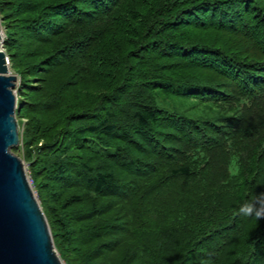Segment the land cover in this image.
I'll return each mask as SVG.
<instances>
[{"label": "trees", "instance_id": "trees-1", "mask_svg": "<svg viewBox=\"0 0 264 264\" xmlns=\"http://www.w3.org/2000/svg\"><path fill=\"white\" fill-rule=\"evenodd\" d=\"M0 17L65 264H264V0H0Z\"/></svg>", "mask_w": 264, "mask_h": 264}, {"label": "water", "instance_id": "water-1", "mask_svg": "<svg viewBox=\"0 0 264 264\" xmlns=\"http://www.w3.org/2000/svg\"><path fill=\"white\" fill-rule=\"evenodd\" d=\"M5 57L0 50V264H61L23 164L10 151L18 143L19 107Z\"/></svg>", "mask_w": 264, "mask_h": 264}, {"label": "rangeland", "instance_id": "rangeland-1", "mask_svg": "<svg viewBox=\"0 0 264 264\" xmlns=\"http://www.w3.org/2000/svg\"><path fill=\"white\" fill-rule=\"evenodd\" d=\"M1 17H0V31H1V40H0V50H2L5 54V50H4V47H3V43H4V27L2 26L1 24ZM6 56V54H5ZM6 58V61H7V69H8V72L10 74H13L15 76V80L13 81V93L15 95V98L17 99V97L19 96V91H18V87L20 86V78L18 76L17 73H15L13 71V69L10 67V62L8 61V58L7 56L5 57ZM15 116V122H16V130H17V135H18V143L15 147H12L10 148V151L15 154L22 162L23 164V167H24V172L26 174V177L28 179V182L31 186V189L33 191V194L36 198V201L38 202V205L40 207V201H39V198H38V193L36 192V187L34 186V182H33V176H32V167H33V163H35L36 159H37V149L35 147V145H39L41 142H34L32 144H22V133H23V129H24V125L26 123V118L24 117H16V114L14 115ZM36 157V158H34ZM35 159V161L33 160ZM37 163V162H36ZM40 210L42 212V209L40 207ZM43 213V212H42ZM43 216H44V213H43ZM45 218V221H46V224H47V227H48V230H49V233H50V237H51V241H52V245H53V249L56 253V255L58 256V258L60 259V262L61 264H65L64 262V259L62 257H60L56 247L54 246V238L52 237L51 235V232H50V223L47 222L46 220V217L44 216Z\"/></svg>", "mask_w": 264, "mask_h": 264}, {"label": "bare ground", "instance_id": "bare-ground-1", "mask_svg": "<svg viewBox=\"0 0 264 264\" xmlns=\"http://www.w3.org/2000/svg\"><path fill=\"white\" fill-rule=\"evenodd\" d=\"M6 63V65H7V61L5 62ZM8 67V66H7Z\"/></svg>", "mask_w": 264, "mask_h": 264}]
</instances>
